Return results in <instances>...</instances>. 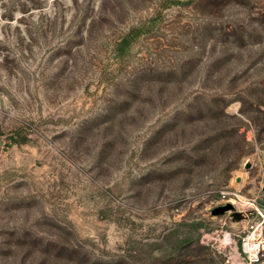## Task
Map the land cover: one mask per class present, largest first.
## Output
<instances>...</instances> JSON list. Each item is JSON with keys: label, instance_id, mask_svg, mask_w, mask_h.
I'll list each match as a JSON object with an SVG mask.
<instances>
[{"label": "rangeland", "instance_id": "obj_1", "mask_svg": "<svg viewBox=\"0 0 264 264\" xmlns=\"http://www.w3.org/2000/svg\"><path fill=\"white\" fill-rule=\"evenodd\" d=\"M254 207L264 0H0V264H237Z\"/></svg>", "mask_w": 264, "mask_h": 264}, {"label": "built area", "instance_id": "obj_2", "mask_svg": "<svg viewBox=\"0 0 264 264\" xmlns=\"http://www.w3.org/2000/svg\"><path fill=\"white\" fill-rule=\"evenodd\" d=\"M249 214L252 220L247 230L242 233L239 246L236 247V243L231 236L227 237L225 245L229 248H235L233 258L237 264H263L264 210L254 207ZM248 218V215H246L243 222Z\"/></svg>", "mask_w": 264, "mask_h": 264}, {"label": "water", "instance_id": "obj_3", "mask_svg": "<svg viewBox=\"0 0 264 264\" xmlns=\"http://www.w3.org/2000/svg\"><path fill=\"white\" fill-rule=\"evenodd\" d=\"M227 211H231V217L236 222L243 221L245 218L243 213L235 212L234 208L230 204H225V205H221V206L214 208L211 211V214L214 216H221Z\"/></svg>", "mask_w": 264, "mask_h": 264}, {"label": "bare ground", "instance_id": "obj_4", "mask_svg": "<svg viewBox=\"0 0 264 264\" xmlns=\"http://www.w3.org/2000/svg\"><path fill=\"white\" fill-rule=\"evenodd\" d=\"M235 256V255H234Z\"/></svg>", "mask_w": 264, "mask_h": 264}]
</instances>
